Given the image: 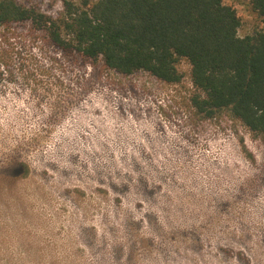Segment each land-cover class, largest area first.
I'll return each instance as SVG.
<instances>
[{"label":"rangeland","instance_id":"374dc122","mask_svg":"<svg viewBox=\"0 0 264 264\" xmlns=\"http://www.w3.org/2000/svg\"><path fill=\"white\" fill-rule=\"evenodd\" d=\"M52 58L0 29V264H264V142L191 107L186 61L172 85Z\"/></svg>","mask_w":264,"mask_h":264},{"label":"trees","instance_id":"16d2710c","mask_svg":"<svg viewBox=\"0 0 264 264\" xmlns=\"http://www.w3.org/2000/svg\"><path fill=\"white\" fill-rule=\"evenodd\" d=\"M53 11L0 0V29L28 26L55 62L68 58L130 76L145 72L176 85L190 67V105L226 111L264 142V27L240 36L225 0H55ZM264 23V0H248ZM27 171V168H25ZM26 173V172H25Z\"/></svg>","mask_w":264,"mask_h":264}]
</instances>
